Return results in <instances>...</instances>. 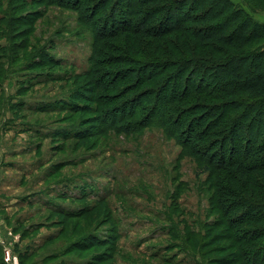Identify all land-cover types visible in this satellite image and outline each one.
Instances as JSON below:
<instances>
[{"label": "rangeland", "instance_id": "obj_1", "mask_svg": "<svg viewBox=\"0 0 264 264\" xmlns=\"http://www.w3.org/2000/svg\"><path fill=\"white\" fill-rule=\"evenodd\" d=\"M50 1L0 7V264H221L234 246L203 161L160 127L112 125L120 103L86 84L94 28Z\"/></svg>", "mask_w": 264, "mask_h": 264}, {"label": "trees", "instance_id": "obj_2", "mask_svg": "<svg viewBox=\"0 0 264 264\" xmlns=\"http://www.w3.org/2000/svg\"><path fill=\"white\" fill-rule=\"evenodd\" d=\"M50 3L94 28L86 84L97 104L120 103L112 125L160 127L203 161L234 246L221 264H264V21L230 0Z\"/></svg>", "mask_w": 264, "mask_h": 264}, {"label": "built area", "instance_id": "obj_3", "mask_svg": "<svg viewBox=\"0 0 264 264\" xmlns=\"http://www.w3.org/2000/svg\"><path fill=\"white\" fill-rule=\"evenodd\" d=\"M6 260L8 264H18V261L16 258H11L9 254L7 253Z\"/></svg>", "mask_w": 264, "mask_h": 264}]
</instances>
